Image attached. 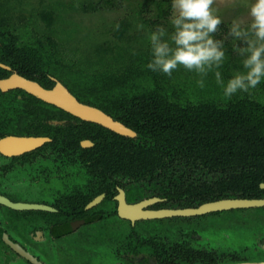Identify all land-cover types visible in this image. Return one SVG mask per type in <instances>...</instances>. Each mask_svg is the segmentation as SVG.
Instances as JSON below:
<instances>
[{
  "label": "trees",
  "instance_id": "16d2710c",
  "mask_svg": "<svg viewBox=\"0 0 264 264\" xmlns=\"http://www.w3.org/2000/svg\"><path fill=\"white\" fill-rule=\"evenodd\" d=\"M140 4L137 18L149 30H153L151 26L157 28L168 23L172 0H144ZM149 6H153V19L145 15L151 9ZM105 7H115V0H92L81 6L83 12ZM54 12V8L49 7L40 13L47 27L55 20ZM118 25L119 30L115 29L113 35L121 39L129 23L124 19ZM221 29L226 30L224 25H219ZM16 33L0 16V41H7V34ZM224 47L226 59L233 60L236 53L230 44L224 42ZM147 49L127 54L119 48L112 62L99 57L94 65L91 61V65L84 66L66 60L54 39L46 35L32 40L26 50L16 46L14 55L19 56L15 59H20V55L27 52L32 73L40 74L39 80L46 88L53 84L51 77L59 79L80 102L101 109L137 133L135 138L121 136L29 94L32 103L44 104L59 112L58 118L69 121L61 126L48 124V133L54 135L55 145L62 136L66 161L94 164L92 176L96 184L103 182L101 186H107L109 179L147 180L152 187L159 186L160 191L153 194L173 200L175 207H192L222 198H264V189L259 186L264 182V101L243 95L219 106L214 103L218 90L201 88L191 81L188 82L194 88L193 85L189 88L195 90L188 97L180 85L183 83L175 81L174 72L169 77L147 68L152 59L150 43ZM0 60L10 64L8 60ZM228 64L234 66L231 62ZM171 78L176 83H172ZM81 139H90L94 146L81 147L78 142ZM113 185L114 181L110 186ZM242 210L258 214L254 222L244 218L245 225L253 224L259 235L257 239L251 238L255 249L257 241L264 238V207L230 211ZM112 221L121 222L116 214ZM153 223V220H145L138 226ZM116 224L115 230L123 227ZM139 228L125 230L124 234L116 232L114 241L121 251L136 254L142 251L139 249L142 244L151 241V236L142 237ZM250 259L236 253L220 260L210 257L199 261L198 257L189 256L186 260L158 261V264H217Z\"/></svg>",
  "mask_w": 264,
  "mask_h": 264
},
{
  "label": "flooded vegetation",
  "instance_id": "af4514ba",
  "mask_svg": "<svg viewBox=\"0 0 264 264\" xmlns=\"http://www.w3.org/2000/svg\"><path fill=\"white\" fill-rule=\"evenodd\" d=\"M83 5L81 4L80 8ZM133 19L139 20L137 15ZM128 23L131 24V22ZM130 24L123 32L121 39L124 38ZM21 36L18 33L7 34V41H0V59L10 61V64H8L0 60V81L8 78L5 80L6 86L19 85L23 87L24 80L20 78L23 77L36 81L46 88L43 81L39 80L40 74L32 73L26 51L20 55L22 56L20 59H15L19 57L14 55L15 47L18 46L26 50L32 42L30 37L25 36L26 38L23 39ZM1 64L4 66H1ZM196 80L197 78L191 80V82L197 85ZM57 81L61 82L59 79ZM54 85L55 81H53L51 87ZM205 87L210 90H218L214 94V103L219 106H223L236 97L245 95H233L230 99L225 98L222 88L210 77L205 79ZM1 92L3 94H0V145L2 146V148L0 146V199L3 197L13 203L44 205L53 210H17L3 204L0 200V264H35L19 255L10 243L20 246L40 264H70L63 261V258L75 264L74 261L68 259L69 256L72 257L73 252L62 253L59 250L61 247L63 248L62 245L57 250L52 251L48 241L57 243L62 239L75 240L78 235L85 240L77 244V247L82 249L83 253L85 250H89V256H91L93 243L101 246L100 255L104 258L107 253L103 248V244H112L114 241V235H111V231L118 227L116 223L123 224V227L120 226L121 228H117L115 232L118 233L119 231V233L124 234L125 230L137 229L140 227L138 224L145 221L138 220L131 223L119 217L117 197L120 195V189L123 191L125 202L128 204H137L146 199L158 198V201L145 208L152 210L182 208L175 207L173 205L174 201L171 199L153 194L160 191L159 186L152 187L147 180L109 179L107 186L104 184L102 187L103 182L102 184H96V179L92 176L95 170L94 164H78V162L69 159L66 161L62 153V136L58 145H55L54 135L48 133V124L61 126L69 122L67 119L58 118L59 116L56 114L59 112L49 109L44 104L36 101L32 103L29 93L22 88L0 90ZM55 92L59 93L60 96L63 94L59 89ZM71 122L77 124L73 120ZM7 136H40L49 140L34 149L9 155L5 152H14L9 148L11 145L10 140L2 141ZM86 140L92 142L90 139H81L78 141L79 145L83 148L94 146L93 142L90 146H82L81 143ZM26 141L23 146L25 148L31 144L30 139ZM40 162L42 164H34ZM44 162L47 164H43ZM113 181L114 185L111 187ZM104 188L107 190L101 191ZM100 195H103L101 199L95 205L88 207V204ZM113 214H116L121 222H113ZM218 214L212 212L199 216L149 219L155 222L154 225L140 227L138 232L142 234V237L145 235L151 236V241L148 244H142L139 248L142 251L136 254L122 250L118 256H115L116 263L150 264V261H153L158 264V261L186 260L189 256H196L200 259L199 261L209 260L210 257L216 260L223 259L225 258L222 254L224 248L207 252L205 250L207 248L197 249L196 245L190 242L191 239L194 240L195 236L202 240L203 233L207 231L202 219L209 215L217 216ZM260 240L264 242V238ZM52 252L57 256V262L47 258V255Z\"/></svg>",
  "mask_w": 264,
  "mask_h": 264
},
{
  "label": "rangeland",
  "instance_id": "374dc122",
  "mask_svg": "<svg viewBox=\"0 0 264 264\" xmlns=\"http://www.w3.org/2000/svg\"><path fill=\"white\" fill-rule=\"evenodd\" d=\"M90 2L92 0H0V16L6 22H9L14 30L22 35L21 37L23 39L27 36L35 40L50 35L57 43L58 50L63 52L66 60L70 59L84 66L91 65V61H93L92 65H94L96 59L99 57H102L107 63L112 62L113 54L121 47L127 54L130 51L146 52L148 50V44L150 43L148 39L149 34L155 31L156 28L151 26L153 30H149L141 20L133 19L136 16L138 7L141 5L140 3H144V0H115V7H105L104 9L95 11L89 9L88 12H83L80 5ZM253 2L254 0H215L213 8L220 16L221 24L226 28V30H218L215 38L223 39L233 49V44L236 42L231 37H227V39L225 37L229 32L233 20L242 21L245 24L249 21V6ZM49 7L55 10V20L51 27H47L40 16L41 11ZM149 8H151L150 11L148 14L145 13V15L153 19V6H149ZM172 14L173 9H171L170 17ZM123 19L131 22V24L129 23V29L125 32L124 38L120 40L113 33L117 23ZM141 24L143 28L138 27ZM161 26L169 32L172 31L169 21ZM230 62L234 64L233 67L228 64ZM80 67L76 68L78 69ZM220 71L225 82L236 72L244 71L241 65V58L236 54L233 60L229 61L226 59ZM174 74L175 81L183 83L180 85L183 86L185 95L191 97V93L195 89L189 88L193 84L191 85L188 81L195 78L198 80L200 77L195 72L188 71L183 67L174 71ZM208 77L216 82L214 74L209 73L206 78ZM175 81L171 78L172 83H176ZM192 88H194V85ZM242 94L256 100L264 101V80L256 88L250 89L249 92H237L235 95ZM43 164L47 163L44 162ZM25 196L27 198L26 194ZM255 214L251 210L247 212L244 210L237 212L226 210L219 211L217 216H206L205 219H202L207 229L203 233L202 240H199L200 238L195 236L194 240L192 241L191 239L190 242L196 245L197 249L202 247L207 248L205 249L207 252L224 248L226 251L223 250L222 254L225 258L238 253L242 257L248 256L252 260L264 259V252H259L258 245H255V249L251 246V238L254 237L257 239L259 236L255 230V226L250 222L247 223L250 226L244 223L245 219L254 222V219L258 216V214ZM111 235L115 236L116 232L111 231ZM84 241L78 235L75 240L62 239L57 241V243L48 242L52 251L57 250L62 245L63 248L61 247L59 249L62 253L73 252L72 257L69 256L68 259L74 261L75 264H119L116 263L117 259L115 256H118L121 250L120 246L116 245V242L113 241L112 244H103V248L107 254L102 258L100 255L101 246H97V244L92 243L91 256H89V250H85L83 253V250L78 248L77 244ZM257 243L262 244L264 242L259 240ZM54 254L52 252L47 255V258L57 262V256ZM63 259V261L72 264L65 258Z\"/></svg>",
  "mask_w": 264,
  "mask_h": 264
},
{
  "label": "clouds",
  "instance_id": "9594fccd",
  "mask_svg": "<svg viewBox=\"0 0 264 264\" xmlns=\"http://www.w3.org/2000/svg\"><path fill=\"white\" fill-rule=\"evenodd\" d=\"M214 3L215 0H172V31L158 26L150 32L152 59L146 66L169 77L183 67L200 77L196 83L201 88L212 73L224 97L230 99L237 92H249L264 80V0L251 3L246 24L237 20L231 23L225 39L231 37L236 42L233 51L241 58L244 71L236 72L226 82L220 71L226 60L224 40L215 38L222 21ZM116 29L119 30L118 24Z\"/></svg>",
  "mask_w": 264,
  "mask_h": 264
},
{
  "label": "water",
  "instance_id": "95a60500",
  "mask_svg": "<svg viewBox=\"0 0 264 264\" xmlns=\"http://www.w3.org/2000/svg\"><path fill=\"white\" fill-rule=\"evenodd\" d=\"M1 66L4 65L1 64ZM20 78L24 80L25 85L35 88V90L31 91L19 85L6 86L5 80H7L8 78L0 81V90L6 91L7 89L16 88V87L22 88L23 90L33 95L34 97L60 108L65 112L79 118L80 120L99 124L121 136L130 137V138H135L137 136V133L134 130L127 127L122 122L114 119L112 116L105 113L101 109L80 102L74 95H72V93H70V91L61 82L57 81L53 77L51 79L55 81V85L51 88H44L41 85H39V83L36 81L25 79L23 77ZM57 89H59L63 93L62 96H60L59 93L55 92ZM87 111H91L90 114H92L93 111L95 115L94 118L86 115ZM6 139L10 140L11 145L9 148H11V150L14 151V152H5L6 154L9 155L19 154L34 149L49 140L46 137H40V136H21V137L7 136L3 138L2 141H5ZM27 139H30L31 144H29L25 148L22 145H24V143L27 142L26 141ZM81 144L82 146L86 147V146H90L92 142L86 140L83 141ZM260 188L264 189V182L260 183ZM119 192L120 195L117 197V200L119 202L118 215L119 217L126 219L131 223H134L135 221L138 220L159 219L166 217L199 216L207 213L226 211L232 209H249V208L264 207V198H222L218 200L203 202L197 206H192V207L160 208V209L152 210V209H146L145 207H147L148 205L152 204L155 201H158V198L146 199L137 204H128L127 202H125L123 191L120 189ZM102 196L103 195L96 197L92 202L88 204V207L91 205L92 206L95 205L101 199ZM0 200L3 202V204L8 205L9 207L17 210H27V209L53 210L52 208L44 205L13 203L3 197ZM10 245L22 257L31 260L35 264H40L36 261L34 257H32V255L24 251L20 246L11 243ZM257 245L259 249L264 252V243L262 244L257 243ZM150 264H156V263L150 261ZM217 264H264V259H260V260L250 259L248 261H237V262L217 263Z\"/></svg>",
  "mask_w": 264,
  "mask_h": 264
},
{
  "label": "bare ground",
  "instance_id": "6f19581e",
  "mask_svg": "<svg viewBox=\"0 0 264 264\" xmlns=\"http://www.w3.org/2000/svg\"><path fill=\"white\" fill-rule=\"evenodd\" d=\"M17 79H18V78H17ZM22 85H23V87H25L26 89H29V90H31V91L35 90V88H32V87H30V86L25 85V82H23ZM86 113H87L86 115H88V116H90V117H93V118H94V116H95L93 111H92V114H90L91 111H87ZM97 120H98V119H97ZM24 145H25V143H24ZM24 145H22V146H24ZM0 146H1V145H0ZM1 148H2V146H1Z\"/></svg>",
  "mask_w": 264,
  "mask_h": 264
}]
</instances>
